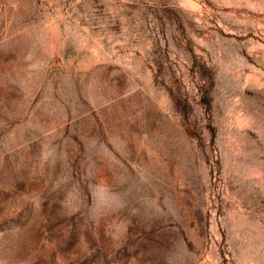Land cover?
Instances as JSON below:
<instances>
[{
	"label": "rangeland",
	"instance_id": "rangeland-1",
	"mask_svg": "<svg viewBox=\"0 0 264 264\" xmlns=\"http://www.w3.org/2000/svg\"><path fill=\"white\" fill-rule=\"evenodd\" d=\"M0 264H264V0H0Z\"/></svg>",
	"mask_w": 264,
	"mask_h": 264
},
{
	"label": "clouds",
	"instance_id": "clouds-1",
	"mask_svg": "<svg viewBox=\"0 0 264 264\" xmlns=\"http://www.w3.org/2000/svg\"><path fill=\"white\" fill-rule=\"evenodd\" d=\"M93 205L96 208H103L116 201L117 196L110 190V187L101 182L93 186L91 190Z\"/></svg>",
	"mask_w": 264,
	"mask_h": 264
}]
</instances>
